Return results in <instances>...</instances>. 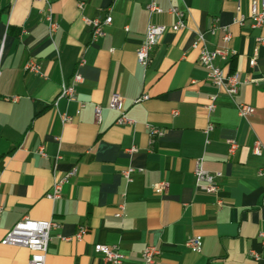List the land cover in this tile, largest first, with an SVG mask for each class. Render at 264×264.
I'll return each instance as SVG.
<instances>
[{
	"label": "crops",
	"instance_id": "1",
	"mask_svg": "<svg viewBox=\"0 0 264 264\" xmlns=\"http://www.w3.org/2000/svg\"><path fill=\"white\" fill-rule=\"evenodd\" d=\"M251 1L239 0V13L248 16ZM46 2L58 21L51 35L43 20ZM146 2L0 0V264H27L28 249L1 244L25 216L57 222L44 264H112L94 251L97 243L117 246L126 256L121 264H145L146 245L160 249L150 264H264V153L252 152L255 138L264 143V46L257 41L264 28L234 22L237 0H156L164 10L185 12V27L173 31L176 17L149 14ZM107 15L112 19L103 25L104 35L92 39L83 18ZM214 20L230 32L228 43L220 29L207 32ZM149 22L169 29L142 68L135 51ZM199 32L209 48L232 50L216 65L238 72L233 97L219 91L198 63L199 49L191 44ZM28 59L40 63L42 75L24 70ZM76 70L83 81L74 99L56 100ZM114 93L132 124L116 123L119 112L108 107ZM145 93L147 99L134 102ZM213 94L215 109L208 113ZM238 102L253 106L254 113L241 117ZM61 113L70 121L63 122ZM209 123L214 127L205 133ZM148 125L164 134L150 142ZM229 138L238 142L233 154ZM198 158L204 169L222 173L218 191L195 186ZM72 167L75 174L61 197L47 199L54 181ZM129 167L134 170L127 180L122 171ZM159 180L168 187L154 194L151 186ZM121 203L123 215L116 216ZM79 226L86 230L77 239ZM193 236H200L197 251L184 245Z\"/></svg>",
	"mask_w": 264,
	"mask_h": 264
},
{
	"label": "built area",
	"instance_id": "2",
	"mask_svg": "<svg viewBox=\"0 0 264 264\" xmlns=\"http://www.w3.org/2000/svg\"><path fill=\"white\" fill-rule=\"evenodd\" d=\"M78 6L81 8L83 2H79ZM145 8L148 10L149 14L152 13H162L164 11L172 14L176 17V22L170 26L173 31H178L185 27V12L180 10L175 6H170L166 10L161 8L156 0H147L145 3ZM236 10L238 12L237 17L234 22L238 24H243L246 20H249L250 27L253 29L264 28V0H252L250 4L249 14L245 16L240 12V2L237 0ZM43 20L46 23L48 33L51 35L58 28V21L52 13L50 4L46 2V7L44 8ZM111 16L107 15L104 19L99 18H83V20L89 24L92 28V39H96L104 35L103 25L109 24L111 22ZM169 28L164 24H155L149 22L146 26L144 38L141 44L136 48L135 55L137 63L142 67L146 68L150 62V52L153 47L158 43L160 37ZM220 29L222 34V40L224 43H228L231 39V34L226 27H221L217 25V20L213 21L212 26L207 30V32L213 34L216 30ZM205 32H199L196 39L192 42L191 46L193 48H198V63L204 68L206 72V77L222 91L233 97L237 92L241 80L237 71H228L223 67L216 65L217 60L227 61L228 58L233 53L227 46L219 48H209L205 42ZM257 41L260 45L264 46V35L258 36ZM256 53L249 60V65L253 66L256 60ZM84 60L81 58L78 60L77 64L82 65ZM24 70L30 73L42 75L41 65L34 59H28L24 64ZM83 76L79 70H76L71 77L70 82L62 83L60 90L56 97V100L60 98H65L67 100L74 99L76 95L77 86L82 83ZM216 94L209 97L210 102L205 106L208 113H211L215 109ZM148 94H142L141 96L134 99V102H139L141 100L147 99ZM82 105V104H81ZM238 114L247 118L254 113V108L250 104L238 102L235 103ZM108 107L110 109L119 112V116L116 123L119 125L132 124L133 120L129 118L124 110L122 98L120 95L114 93L111 95ZM94 112L97 122L101 118V108L98 105L94 106ZM61 119L63 122L70 121L71 117L65 113H61ZM214 127L213 123H209L205 128L204 132L207 133ZM148 136L149 141L152 142L155 137L163 135L164 129L157 127L155 125H148ZM228 152L233 154L238 147V142L229 138ZM135 147H131L128 151H134ZM252 152L255 155H261L264 153V143L255 138L252 146ZM38 153L41 156H45L43 146H39ZM201 158L196 159L195 168L193 170L194 184L198 188H202L208 192H216L220 188V179L222 173L219 171H209L202 167ZM134 169L129 167L122 171V174L127 180H130V174ZM262 169L258 170L260 174ZM75 174V168L72 167L65 171L59 178H57L51 186V189L46 192L45 197L49 200H57L62 195L63 186L69 181V179ZM168 187V182L165 180H159L151 186V190L154 194H163ZM3 211V206L0 204V214ZM124 211V203L117 206L116 216H122ZM57 227V222L54 220H35L27 216L18 220L12 228H10L4 237L1 239V244L12 245L26 248L30 251V257L27 264H44L45 258L48 250V244L50 241V231ZM86 228L84 226H79L74 237L80 239L84 234ZM259 237L261 243L264 246V231L259 232ZM67 239V237H61ZM200 243V236H193L185 240L184 245L190 250L197 251ZM94 251L96 253L102 254L105 261L112 264H121L126 256L125 254L117 248V246H109L102 243H97L94 245ZM160 254V249L155 245H146L142 252L141 257L145 264H150L155 260V257ZM251 256L258 259L260 256L257 252L251 250L249 252Z\"/></svg>",
	"mask_w": 264,
	"mask_h": 264
},
{
	"label": "trees",
	"instance_id": "3",
	"mask_svg": "<svg viewBox=\"0 0 264 264\" xmlns=\"http://www.w3.org/2000/svg\"><path fill=\"white\" fill-rule=\"evenodd\" d=\"M2 13H3V8L0 7V22H1V15H2Z\"/></svg>",
	"mask_w": 264,
	"mask_h": 264
}]
</instances>
